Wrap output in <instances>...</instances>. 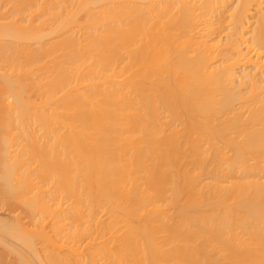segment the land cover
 <instances>
[{"label": "bare ground", "instance_id": "bare-ground-1", "mask_svg": "<svg viewBox=\"0 0 264 264\" xmlns=\"http://www.w3.org/2000/svg\"><path fill=\"white\" fill-rule=\"evenodd\" d=\"M14 1L0 190L32 219L0 264H264V0Z\"/></svg>", "mask_w": 264, "mask_h": 264}, {"label": "rangeland", "instance_id": "rangeland-1", "mask_svg": "<svg viewBox=\"0 0 264 264\" xmlns=\"http://www.w3.org/2000/svg\"><path fill=\"white\" fill-rule=\"evenodd\" d=\"M199 2H201V1H203V0H198ZM198 2V3H199ZM97 7V6H96ZM29 7L27 6L25 9H22V10H18L17 9V5H16V3H15V1L14 0H0V14H2V13H6V14H9V13H12V12H14L15 10H17V12L18 13H20L21 15H23V16H26V14H28L29 13V9H28ZM35 9V8H34ZM13 14V13H12ZM10 15V14H9ZM81 16V14L79 15V17ZM12 19V18H11ZM43 19H45V17L43 18ZM8 20V19H7ZM7 20H4V21H1V22H9V21H7ZM226 25V22H223V23H218V25H217V28H218V30L220 29V27H221V25ZM52 36H54V35H46L44 38H43V40H46V43L48 42V44L49 43H55L56 41H58L59 39H61V38H63L64 36H61V38H59V39H55V38H52ZM31 48H35V45H32V47ZM0 67H2L1 69H0V74H4V73H6V74H10V73H13L14 75H19V76H22L23 77V81H24V83H29V78L25 75V72H24V70H26V69H23V68H21V67H17V66H15L16 68H14V69H11L5 62H3V61H1L0 60ZM34 74L36 75V76H39L40 75V72H38L37 70L34 72ZM4 94V89H3V87L0 85V96L1 95H3ZM29 95H30V97L33 99V98H35L36 97V95L33 93V92H30L29 93ZM6 96V95H5ZM36 101V100H35ZM11 102V99L9 98L8 99V103H10ZM4 109V105L3 104H1L0 103V116L2 115V113H3V110ZM162 115H164V113L162 114ZM166 115V114H165ZM166 119H168V117L166 118ZM165 120V119H164ZM166 121H169V119L168 120H166ZM177 124V125H176ZM174 127H176L177 126V130L179 131V133H180V135L183 133V126H182V124H179V123H174ZM19 133H20V130L19 129H15L14 131H12V135H19ZM3 131L1 130L0 131V136H3ZM17 136H15V139H16V142H17V138H16ZM18 142H20V140H18ZM23 143V142H22ZM184 145V144H183ZM182 145V146H183ZM184 148H188V146H187V144L186 145H184L183 146V149ZM209 148V146L207 145V144H204V145H202V149H205V152L206 153H203V157H204V168L203 169H200L199 170V168H197V166L195 167L194 165H192V164H187V167H186V163L185 162H188L187 160H189L188 158L189 157H187V158H185L183 161L181 160V161H179V163L181 162V165L180 164H178L179 165V167H178V165H177V168L178 169H185V168H187V169H192V171H190L191 173H193V171H194V169H195V173H193V174H198L197 173V171H199V173L201 174V176H203V178L204 177H208V175L211 173V172H213L214 171V168H213V164H212V161H211V159H212V154L210 153V151H206V149H208ZM12 150H14V148H11L10 149V151H12ZM204 151V150H203ZM0 154H1V152H0ZM231 155V153L230 152H228V154L225 156V157H229ZM2 157H3V159H2ZM187 159V160H186ZM1 160H4L5 161V155H4V153L1 155V157H0V161ZM6 160H8V157L6 158ZM183 162V163H182ZM184 163H185V165H184ZM183 166V167H182ZM192 166V167H191ZM185 167V168H184ZM195 167V168H194ZM31 168L32 169H34V170H37L38 169V166L36 165V164H32L31 165ZM141 174H143V173H141ZM36 175H34L33 176V178L35 177ZM257 176H259V175H257ZM256 176V177H257ZM202 178V177H201ZM206 179V178H205ZM204 179V181H203V183H205L206 182V180ZM209 179V178H208ZM142 180L145 182V180L142 178ZM260 180H262L261 178H260ZM263 180H264V177H263ZM143 181H141V182H143ZM168 185H166V192H170V190H169V188H170V186H169V188L167 187ZM45 188H50V186L49 187H45ZM168 192V193H169ZM153 193V192H152ZM168 193H166V195L165 196H163L164 198H166V199H162L163 201H165V202H163L162 203V201H161V203H158L159 205L160 204H162V208L165 210V212H169V213H166V214H170V215H172V216H175V213H176V211L178 210V208H180V206H179V204H180V202H182L181 204H183V202H184V199L186 198V196H184V197H182V195H184V194H182L179 198L180 199H182V200H179V198H178V200H176V201H178L177 203L176 202H173L172 200V196H171V192L168 194ZM168 196V197H167ZM184 198V199H183ZM21 198L20 199H17V198H11V199H8V198H6L3 194H2V191L0 190V219H14V217L16 218V217H19V218H21L22 219V221L23 222H29V220L30 219H32V215L30 214L29 215V213H27L26 212V210H25V208H24V206H23V204L21 203ZM186 201V200H185ZM174 203V204H173ZM164 204V205H163ZM184 204H185V202H184ZM183 204V205H184ZM182 205V206H183ZM164 206V207H163ZM168 206H170V208H171V210L169 211V207ZM181 206V207H182ZM165 207H168V210L165 208ZM201 209V208H200ZM199 209V211H201ZM105 210V209H104ZM106 211V210H105ZM198 211V212H199ZM203 209H202V212H200V213H203ZM102 213H104V211H102ZM102 213H99L100 215L99 216H102L103 214ZM8 214V215H7ZM102 214V215H101ZM10 215V216H9ZM105 215L106 214H104L102 217L103 218H105L106 219V217H105ZM169 215V216H170ZM101 217V219H103ZM36 220V219H35ZM104 220V219H103ZM175 220V219H174ZM173 222V221H172ZM123 231H124V228L122 229ZM121 230V232H123ZM235 232H240V229L238 230H235ZM165 233V232H164ZM161 234H163V232H161ZM166 234V233H165ZM165 234H163L162 236H164ZM242 234V233H241ZM160 234L158 233V236H159ZM244 236V235H243ZM246 236V235H245ZM244 236V237H245ZM160 237H161V235H160ZM6 239H8V238H6ZM10 240V239H9ZM175 243H178V242H175ZM1 248H2V250H3V247L2 246H0V251H2L1 250ZM5 248V247H4ZM166 248H168V247H166ZM6 249V248H5ZM4 249V251H5V253H6V251L8 250V249H6L5 250ZM7 253L9 254V255H7V258H8V256H9V258L10 259H12L13 257L12 256H14V255H12L11 253H9L8 251H7ZM11 254V255H10ZM11 256V257H10Z\"/></svg>", "mask_w": 264, "mask_h": 264}]
</instances>
